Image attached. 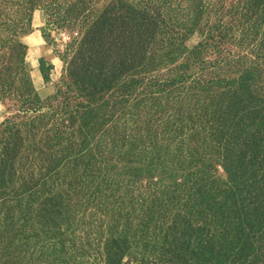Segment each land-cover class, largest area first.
<instances>
[{
  "label": "trees",
  "instance_id": "obj_1",
  "mask_svg": "<svg viewBox=\"0 0 264 264\" xmlns=\"http://www.w3.org/2000/svg\"><path fill=\"white\" fill-rule=\"evenodd\" d=\"M0 101V264H264V0H0Z\"/></svg>",
  "mask_w": 264,
  "mask_h": 264
},
{
  "label": "rangeland",
  "instance_id": "obj_2",
  "mask_svg": "<svg viewBox=\"0 0 264 264\" xmlns=\"http://www.w3.org/2000/svg\"><path fill=\"white\" fill-rule=\"evenodd\" d=\"M45 25V16H43L42 12H37L33 19L32 30L28 35L22 38V42L28 47L26 67L30 71V77L35 89L43 100L55 94V89L45 86L43 75L39 69V59L43 57L53 66L51 70V79L53 83H57L65 74L66 69L63 60L57 52L62 49V42L68 39L66 34L56 32L54 29L51 30L52 39H48L47 33L44 30ZM199 41L200 37L195 35L187 42V46L191 48L197 45ZM11 114L12 112L9 111V102L0 101V125L4 123ZM220 173H223L222 168H220Z\"/></svg>",
  "mask_w": 264,
  "mask_h": 264
}]
</instances>
